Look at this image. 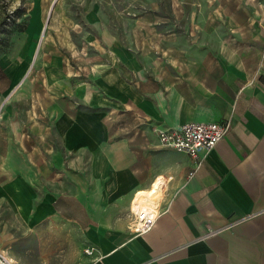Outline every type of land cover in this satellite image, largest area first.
<instances>
[{"label":"crops","instance_id":"obj_1","mask_svg":"<svg viewBox=\"0 0 264 264\" xmlns=\"http://www.w3.org/2000/svg\"><path fill=\"white\" fill-rule=\"evenodd\" d=\"M69 1L29 0L0 49V206L77 231L94 246L83 264H264V0L250 42L221 57L145 71L110 42L79 85L64 46L42 39ZM190 121L229 130L196 156L160 142ZM157 180L161 214L136 233L132 202Z\"/></svg>","mask_w":264,"mask_h":264},{"label":"rangeland","instance_id":"obj_2","mask_svg":"<svg viewBox=\"0 0 264 264\" xmlns=\"http://www.w3.org/2000/svg\"><path fill=\"white\" fill-rule=\"evenodd\" d=\"M28 2L0 0V24L12 12L21 16L18 24L24 23L32 7ZM64 5L60 17L53 18L52 9L42 39L64 46L58 53L66 55L75 85L84 67L97 63L101 45L110 42L131 51L145 71L176 60L221 57L224 43L239 48L250 42L252 19L263 10L262 0H71ZM52 27L60 30L52 35ZM132 220L129 214L128 223ZM78 238L77 231L28 225L9 204L0 206V253L17 264H83V245L92 252L94 246Z\"/></svg>","mask_w":264,"mask_h":264},{"label":"built area","instance_id":"obj_3","mask_svg":"<svg viewBox=\"0 0 264 264\" xmlns=\"http://www.w3.org/2000/svg\"><path fill=\"white\" fill-rule=\"evenodd\" d=\"M20 21L21 16L19 14L12 12L8 15L0 24V27H3L0 28V42L3 40L5 34H7L8 30L12 29V27ZM228 130L229 125L224 121H190L176 127L157 129V134L163 145L178 151H184L191 156H196L202 150H210L213 148L219 140L225 137ZM195 171L196 170L190 172L189 176H192ZM131 212L133 220L129 228L139 234L149 231L161 214L156 197L149 199L142 205L138 204L135 210L132 206ZM87 251L92 252L90 249H87ZM0 264L16 263L0 253Z\"/></svg>","mask_w":264,"mask_h":264},{"label":"bare ground","instance_id":"obj_4","mask_svg":"<svg viewBox=\"0 0 264 264\" xmlns=\"http://www.w3.org/2000/svg\"><path fill=\"white\" fill-rule=\"evenodd\" d=\"M163 182L161 180H157L152 184V187L148 190L140 191L133 201V209L135 210L138 204L142 205L147 202L149 199H153L154 197L158 198L161 197L162 191L161 186ZM140 195V196H139Z\"/></svg>","mask_w":264,"mask_h":264}]
</instances>
